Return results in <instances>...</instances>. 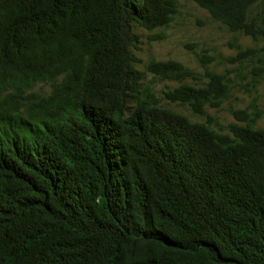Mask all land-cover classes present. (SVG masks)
<instances>
[{"label":"trees","instance_id":"obj_1","mask_svg":"<svg viewBox=\"0 0 264 264\" xmlns=\"http://www.w3.org/2000/svg\"><path fill=\"white\" fill-rule=\"evenodd\" d=\"M193 1L264 36L249 19L264 0ZM178 12L177 0H0V264H264L259 117L234 112L244 125L228 133L192 123L158 108L133 67L134 24L166 29ZM146 72L193 76L174 61ZM207 78L166 99L204 116L229 94Z\"/></svg>","mask_w":264,"mask_h":264},{"label":"rangeland","instance_id":"obj_2","mask_svg":"<svg viewBox=\"0 0 264 264\" xmlns=\"http://www.w3.org/2000/svg\"><path fill=\"white\" fill-rule=\"evenodd\" d=\"M177 2L179 12L168 28L147 31L134 24L133 67L143 74L141 89L154 97L158 108L184 116L192 123H209L218 132L228 133L231 124L244 125L235 119L236 111L258 116L255 129L264 131V57L258 52L264 47V36L255 40L244 33L231 32L193 0ZM249 19L264 27V2L250 9ZM249 50L254 53L241 56ZM169 61L182 64L193 76L177 82L146 72L151 62ZM208 72L224 76L229 88L228 98L219 108L207 106L206 114L198 116L189 106L166 99V93L181 85L205 87ZM60 82L61 79L55 84H39L31 93L46 98ZM129 109L132 112L134 104Z\"/></svg>","mask_w":264,"mask_h":264}]
</instances>
